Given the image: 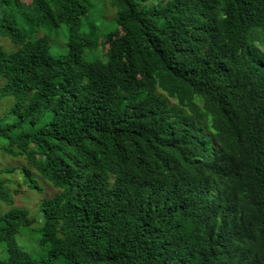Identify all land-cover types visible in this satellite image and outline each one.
<instances>
[{"label":"trees","instance_id":"1","mask_svg":"<svg viewBox=\"0 0 264 264\" xmlns=\"http://www.w3.org/2000/svg\"><path fill=\"white\" fill-rule=\"evenodd\" d=\"M0 35L14 193L56 189L38 223L0 171V264H264V0H0Z\"/></svg>","mask_w":264,"mask_h":264},{"label":"rangeland","instance_id":"2","mask_svg":"<svg viewBox=\"0 0 264 264\" xmlns=\"http://www.w3.org/2000/svg\"><path fill=\"white\" fill-rule=\"evenodd\" d=\"M54 39H59L56 35H54ZM0 44L4 46L7 50H13L16 48L14 44H11L9 38L6 36L0 35ZM14 100L10 96H6L1 100L0 103V115L6 113L8 108L13 104ZM3 144V140L0 139V171L1 176L5 179L12 190V195L15 197L16 205H21L25 207H29L31 209V214L36 218L38 223L42 222V216L40 215L39 210V202L44 197H50L55 192L51 185L46 184L42 191H31L26 188L24 190L22 187L23 195H17L14 193V188L16 187V182L18 180L22 181L24 179L25 174L24 172V164H22L23 159L21 156H14L8 154L3 151L1 148ZM7 168H12L13 171H5ZM42 183L43 180H41ZM27 191V192H26ZM25 193V194H24ZM21 203V204H18ZM23 204V205H22ZM2 206V211L8 209V206L4 203H0ZM37 222H34L29 228H23L22 233L18 235V244L24 250L30 252L36 257H40L45 253L43 246L39 243L38 238L40 236V226H37ZM28 236V237H27ZM30 237V238H29ZM6 253L4 251L3 245L0 243V259H5Z\"/></svg>","mask_w":264,"mask_h":264}]
</instances>
